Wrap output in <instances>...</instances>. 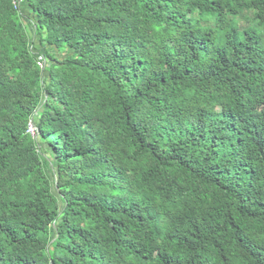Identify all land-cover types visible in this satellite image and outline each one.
Listing matches in <instances>:
<instances>
[{"label": "trees", "instance_id": "16d2710c", "mask_svg": "<svg viewBox=\"0 0 264 264\" xmlns=\"http://www.w3.org/2000/svg\"><path fill=\"white\" fill-rule=\"evenodd\" d=\"M240 17L264 0H0V264H264Z\"/></svg>", "mask_w": 264, "mask_h": 264}, {"label": "rangeland", "instance_id": "374dc122", "mask_svg": "<svg viewBox=\"0 0 264 264\" xmlns=\"http://www.w3.org/2000/svg\"><path fill=\"white\" fill-rule=\"evenodd\" d=\"M252 12H254V11H252ZM240 18H239V26L241 27V29L244 31L246 28H248L250 26L255 27L259 41L264 44V29L256 24L254 18L250 17L249 20L247 18H244V17H242L240 20Z\"/></svg>", "mask_w": 264, "mask_h": 264}, {"label": "built area", "instance_id": "2783aa9c", "mask_svg": "<svg viewBox=\"0 0 264 264\" xmlns=\"http://www.w3.org/2000/svg\"><path fill=\"white\" fill-rule=\"evenodd\" d=\"M42 67H44V62L40 63ZM33 138H37V127L33 123H30L29 125V132H28Z\"/></svg>", "mask_w": 264, "mask_h": 264}]
</instances>
